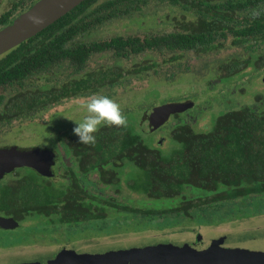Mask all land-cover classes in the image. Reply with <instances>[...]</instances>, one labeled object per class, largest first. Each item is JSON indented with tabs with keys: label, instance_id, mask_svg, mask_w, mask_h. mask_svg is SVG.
<instances>
[{
	"label": "trees",
	"instance_id": "trees-1",
	"mask_svg": "<svg viewBox=\"0 0 264 264\" xmlns=\"http://www.w3.org/2000/svg\"><path fill=\"white\" fill-rule=\"evenodd\" d=\"M169 1L173 5L178 3L182 9L181 18H174L172 31L76 42V36L107 20L137 11L148 2L83 0L35 35L1 54L0 124L32 115L68 96L113 85L123 76L115 64L86 69L90 57L97 53L128 59L145 51L166 52L171 61L185 51L215 52L229 39L234 47L246 45L247 56L221 62L216 81L238 74L241 67L257 70L264 65V50L257 47L264 44V0ZM14 7L0 15V25L7 22ZM133 66L137 67L124 74L148 69L141 63ZM62 68L66 69L62 73L69 79L58 83L56 75ZM39 78L44 82L35 87L32 83ZM134 124L127 121L126 128L102 126L95 133L94 145L80 144L73 134L66 139L67 146L80 158L85 171L95 167L99 170L104 184L119 182L115 178L116 161L123 162V166L131 163L143 175L137 173L136 179L125 181L124 186L148 201H168L169 206L133 208L85 192L82 187L69 186L64 192L58 181L22 167L24 172L14 169L8 176L10 179L0 183V212L13 215L16 221L31 213L54 214L55 222L67 225L105 217L107 208L143 214L150 219L166 214L183 218L190 210L204 205H245L252 197L264 193V104L259 101L221 113L212 129L205 133H194L187 124L175 125L170 135L182 144V151L172 156H162L150 148L142 136L145 130L139 126L142 131L139 133ZM51 171L54 176L55 170ZM71 178L78 186L77 181L73 182L74 176Z\"/></svg>",
	"mask_w": 264,
	"mask_h": 264
},
{
	"label": "rangeland",
	"instance_id": "rangeland-1",
	"mask_svg": "<svg viewBox=\"0 0 264 264\" xmlns=\"http://www.w3.org/2000/svg\"><path fill=\"white\" fill-rule=\"evenodd\" d=\"M16 1L18 0H0V14ZM37 1L39 0H22V4L12 11L7 24L29 10ZM181 12L178 3L173 5L169 0H148L139 10L98 24L87 33L76 36L74 41L88 42L115 35L141 37L143 34L172 31L173 22L181 18ZM228 40L222 49L215 52L200 54L185 51L179 54V58L171 61L166 52L157 54L145 51L134 57L130 55L128 59H114L106 52L93 54L86 64V69L93 70L99 66L115 64L121 69L123 76L117 78L113 85H103L94 91L86 90L68 96L32 115L0 124V148L49 149L54 152V161L59 165L56 157L70 156L66 139L74 134V121L83 117L81 102L91 93L99 92L120 104L127 121L136 123L134 125L139 133H142L141 127L145 130L142 136L148 141L150 148L156 149L162 156L177 154L182 151V144L171 138L170 131L175 125L187 124L192 132L205 133L212 129L217 117L225 111L240 109L245 105L251 106L256 101L264 104V65L257 70L248 66L241 67L238 74L222 78L221 82L216 81L218 65L221 62L247 56L249 48L247 49L246 45L234 47ZM258 45V48L264 50L263 43ZM153 62L154 65H151ZM138 63L147 65L148 69L136 74H124L137 67L133 65ZM58 70L61 72L56 75L58 83L69 79L62 73L66 69ZM43 82L42 78H39L32 84L36 87ZM169 103L191 104L182 111L170 114L158 127L148 129L146 118L150 110ZM68 164L76 168L75 161ZM16 170L18 173L24 172L21 168ZM77 172L76 170L75 174L80 178L83 174ZM137 173L143 175L139 169H134L131 163L125 164L116 168L115 177L119 178V182L110 183L108 188L107 184L103 186L106 188L104 193L98 184L86 181V176L82 179L85 184L81 187L88 193L92 188L91 193L99 197L103 196L118 204L125 203L133 208H145L146 205L169 206L168 201H148L145 196L124 186L125 181L135 180ZM52 178L49 179L58 181L59 188L63 191L66 182L60 181L57 173ZM4 179L10 178L3 177L2 180ZM112 187L118 190L115 191ZM252 198L245 205H200L202 207L190 210V214L183 218L166 214L150 219L143 214L107 208L105 217L67 225L55 222L54 214L31 213L19 219L17 227L5 230L4 234L0 233V264H42L51 260L53 255L90 258L123 250L133 254H164L183 250V244L194 240L193 236L205 242L221 239V247L257 246L258 251L262 252L264 240L261 243L246 240L247 237L254 236L253 232L264 234V193Z\"/></svg>",
	"mask_w": 264,
	"mask_h": 264
},
{
	"label": "water",
	"instance_id": "water-1",
	"mask_svg": "<svg viewBox=\"0 0 264 264\" xmlns=\"http://www.w3.org/2000/svg\"><path fill=\"white\" fill-rule=\"evenodd\" d=\"M83 0H39L29 10L19 14L11 23L0 28V55L22 41L35 35L56 19L69 12ZM191 103H169L153 107L146 119L148 129L163 124L168 116L182 111ZM54 152L49 149L0 148V179L16 168H30L43 177H52L51 166ZM11 217L0 216V228L17 227ZM197 240L199 238H196ZM33 264V263H29ZM41 264V263H39ZM42 264H264V253H255L243 247H213L212 242L204 249L183 248L175 252L133 254L112 251L99 256L77 258L76 256H56Z\"/></svg>",
	"mask_w": 264,
	"mask_h": 264
},
{
	"label": "flooded vegetation",
	"instance_id": "flooded-vegetation-1",
	"mask_svg": "<svg viewBox=\"0 0 264 264\" xmlns=\"http://www.w3.org/2000/svg\"><path fill=\"white\" fill-rule=\"evenodd\" d=\"M17 4V5H16ZM22 4V0H18L16 2H13L11 4V7L14 5V9L11 10V13L13 10L17 9L20 5ZM11 7L8 9L10 10ZM7 11V10H6ZM5 12V11H4ZM2 12V13H4ZM2 13L0 15H2ZM11 13L7 19V22L6 23H3L0 25L1 26H4L5 24L8 23L10 17H11ZM147 119V118H146ZM66 145H68V142L66 141ZM68 147V146H67ZM69 148V147H68ZM69 154L70 156H68V158H66L65 156H58L55 158V160H57L59 162V165H56V161H54L53 165H52V169L53 170H56V173L59 177V180L62 181V182H66V186H63V190L64 192L69 189L67 187L70 186L71 187H75V188H80L82 185L85 184V182L82 181V179L85 178L86 176V181H92L95 182V184H98L100 187L102 188H99L101 190L102 193H104V190L106 189L105 187L103 186H106V184H104L101 179H100V173H99V170L95 167L89 171H85L83 166L81 165V162H80V158L75 156L74 153H72V150L69 149ZM73 161H75V167L74 168L72 165H69L68 163L70 164H73ZM56 166V167H55ZM114 166L117 168L118 166H123V162H119V161H116L114 163ZM60 167V169H59ZM76 170L78 171L77 173H80V174H83L80 178L79 176H77L75 174ZM12 172V171H11ZM11 172L3 175V177H8V176H11ZM74 176L75 180L74 181H77L79 183L78 186H76V184H73L72 181H71V177ZM90 176H93V177H90ZM2 177V178H3ZM54 177V176H53ZM2 178L0 179V182L4 181L2 180ZM51 179H53L52 177H49ZM117 180H119V178L115 177ZM88 183V182H86ZM109 183L107 184V188L109 187ZM88 186V185H86ZM73 187V188H74ZM84 187V186H83ZM89 187V186H88ZM67 188V189H65ZM111 189V188H110ZM112 189H114L115 191L118 190V189H115L114 187H112ZM84 191L86 192V190L84 189ZM93 192V189L91 188L89 190V193ZM0 216H3V217H11L12 219H14L13 215H8V214H5L3 212H0ZM15 220V219H14ZM19 221V220H18ZM17 221V222H18ZM5 230H10V229H1L0 228V233H3L4 234V231ZM254 236L251 235V237H247L246 240H250V241H255V242H258V243H261L263 240H264V234L263 233H259V232H253ZM262 237V238H261ZM194 240H189L187 242H185L183 245L185 246V248H191V249H194V250H200V249H204L206 248L211 242H212V246L213 247H221L222 243H221V239L218 241V240H210V241H202V240H196L195 237L193 236ZM244 243V242H243ZM233 247V246H232ZM249 248V250H252V251H255V253H258V249H257V246H254V247H247V249ZM260 253H264V251L260 252ZM55 256H51L50 259H53ZM31 263V262H30Z\"/></svg>",
	"mask_w": 264,
	"mask_h": 264
},
{
	"label": "clouds",
	"instance_id": "clouds-1",
	"mask_svg": "<svg viewBox=\"0 0 264 264\" xmlns=\"http://www.w3.org/2000/svg\"><path fill=\"white\" fill-rule=\"evenodd\" d=\"M80 107L84 110L83 117L79 121L73 120L75 127L72 129L80 144L94 145L95 133L102 126L127 127V117L120 104L107 95L99 92L91 93L81 102Z\"/></svg>",
	"mask_w": 264,
	"mask_h": 264
}]
</instances>
